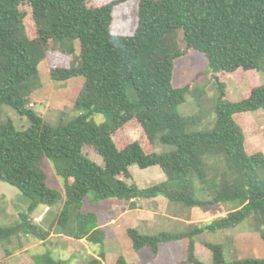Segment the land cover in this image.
Instances as JSON below:
<instances>
[{
  "label": "trees",
  "instance_id": "obj_1",
  "mask_svg": "<svg viewBox=\"0 0 264 264\" xmlns=\"http://www.w3.org/2000/svg\"><path fill=\"white\" fill-rule=\"evenodd\" d=\"M93 1L0 0V180L31 200L20 222L0 225V244L6 248L20 235L46 240L52 230L31 216L40 206L51 209L63 200L60 226L77 213L74 237L105 245L115 233L100 224L97 212H84L87 202L117 198L136 208L138 200L160 196L185 207L239 201L240 208L181 232L150 235L129 228L137 252L160 258L164 244L181 241L179 264H208L196 256L195 238L248 219L256 220L264 239V137L256 122L264 114V0H136L133 31L129 19L121 18L132 0ZM189 53L207 62L217 83L213 128L192 129L203 120L202 109L189 116L178 111L188 95L200 105L207 96L205 87L173 84L177 59ZM46 59L54 81L85 78L75 116L68 119L63 113L54 126L29 107L42 87L39 65ZM227 76L249 82L244 98L230 99ZM5 106L25 116L29 126L20 130L12 118L4 120ZM98 114L106 118L102 124L95 121ZM134 119L143 134L119 145L116 134ZM158 142L172 150L160 153ZM85 146L103 163L86 156ZM49 164L63 179L64 194L49 184ZM134 165L160 166L166 179L143 188ZM197 181L208 198H198ZM207 246L210 264H264V258L253 257L228 261L222 244ZM31 259L66 264L49 253ZM105 260L102 251L86 264ZM116 264L130 263L120 256Z\"/></svg>",
  "mask_w": 264,
  "mask_h": 264
},
{
  "label": "rangeland",
  "instance_id": "obj_2",
  "mask_svg": "<svg viewBox=\"0 0 264 264\" xmlns=\"http://www.w3.org/2000/svg\"><path fill=\"white\" fill-rule=\"evenodd\" d=\"M110 1L112 0H96L92 4L107 3ZM119 11L117 12V18H120ZM137 11V1L132 0L131 4L121 14V18L125 20L129 19L131 31L134 30L136 25ZM79 47V43L77 42V53L80 51ZM50 68L51 65L48 59L43 60L39 65L42 87L34 92L33 100L29 107L33 108L45 121L54 126L58 123L63 113L68 119H72L75 116V102L83 89L85 78L83 76H77L66 82H57L52 80ZM226 80L229 83L230 99L237 101L244 98V90L249 86V82L242 80L240 83L233 76H227ZM260 80L264 82V74H261ZM173 84L176 87L192 84L195 87L202 86L206 88L207 96L202 100L201 105L192 95H188L187 101L179 106L178 111L184 116H189L199 113L202 109L204 110L203 120L192 129L204 130L213 128L216 120V116L214 115V99L218 97L219 91L207 62L193 53L180 57L175 64ZM7 118L13 119L17 129L22 130L29 126L27 118L9 106L3 108V119L6 120ZM94 118L98 124H102L106 120L103 114H98ZM256 122L264 137V114L259 115L256 118ZM143 132L140 123L134 119L116 134L115 140L119 145H124L138 139ZM171 150V146L161 144L160 142L157 143V151L160 153ZM84 154L98 163H103L102 157L89 146H85ZM47 170L49 184L58 188L64 194L63 179L57 175L51 164L48 165ZM132 171L136 181L143 188L166 179V175L160 166L141 169L139 166L134 165ZM197 187L198 198L206 199L209 197L207 190L198 181ZM138 201L139 204L137 203L136 208L139 207L143 211L150 210L157 212L158 210H163L170 215L178 214L179 218L178 220L157 219L155 222H151L152 219L149 220L147 214L141 212L137 221H133V219H128V216L125 215L120 217L121 212H124L123 210L133 208L131 202L117 198L105 199L96 205H91L87 202L84 212H97L98 216L100 215L101 225L109 227L111 220L117 217L114 227L115 235L106 240L105 245L90 242L88 244L87 241L83 243L78 241L73 235L77 231V213L72 214L68 225L65 227L60 226L59 216L64 206V201L61 200L49 209L45 220L42 219L40 222L41 224L43 223L44 229L55 230V234L60 236L46 241L44 245L34 247L31 249V252L25 250L22 252V250L27 246H32L33 242L38 239L33 236H16L6 248L0 244V264H34L31 256L35 253H49L54 258L65 261L66 264H86L92 258L98 257L102 251H105L107 254V259L104 264H116L120 256H125L130 264H136L135 258L137 257H139L138 262L144 264L150 261L152 262L151 264H173V260L170 261L168 256L180 257L183 253V249L180 246L173 252H167V249H164L159 260L153 262L148 252H144L142 255V253H137L134 250L132 240L128 235V229L137 228L141 233L150 235L162 232H180L189 230L195 225L202 227L206 224H211L213 221L226 216L229 212L240 208L239 201L227 202L223 205L206 208L185 207L181 204L170 203L166 198H162L161 201L163 202L158 204L151 202V199ZM30 205V198L19 188L0 180L1 226H11L20 222L21 215L28 213ZM46 207L44 205L40 206L34 214L39 215L45 213ZM195 214L199 216L198 220H192L195 218L193 217L196 216ZM31 219L33 222H36L34 216H31ZM147 220L149 221L148 224ZM189 220L191 223L188 225L187 222ZM255 223V219H248L235 228H228L216 232H203L195 238L196 256L208 264L212 263V251L208 248L207 244L215 243L223 245L228 261L249 257L264 258V239L260 230L256 228ZM168 245L164 244L162 248ZM7 251H11V254H8ZM162 256H166V258L164 259Z\"/></svg>",
  "mask_w": 264,
  "mask_h": 264
},
{
  "label": "crops",
  "instance_id": "obj_3",
  "mask_svg": "<svg viewBox=\"0 0 264 264\" xmlns=\"http://www.w3.org/2000/svg\"><path fill=\"white\" fill-rule=\"evenodd\" d=\"M162 198H165V197H163V196H160V197H158V198H156V199H151L152 201L151 202H153V203H162L163 201H161L162 200ZM168 200V199H167ZM169 201V200H168ZM168 201H166V202H168ZM139 201H137V203H138ZM170 202V201H169ZM171 203V202H170ZM139 204V203H138ZM124 212H121V214H120V217L121 216H128V219H133V221H137V219H138V217L140 216V213L142 212H145L146 214H147V216L149 217V220L150 219H152L151 220V222H155L157 219H165V220H172V219H174V220H178V218H179V215L178 214H174V215H170V214H168V213H166L165 211H163V210H158L157 212H154V211H143L141 208H129V209H126V210H123ZM134 211H135V213H134ZM49 212V207H46V209H45V213H41V214H39V215H36V214H32V216H34V219H36V222H34V223H36L37 225H40V226H42L43 227V223L41 224L40 222L42 221V219H44L45 220V218H46V215H47V213ZM196 215V214H195ZM100 216V215H99ZM193 217H195L194 219H192V220H198L199 219V216H193ZM116 221H117V217H115L114 219H112L111 220V224H110V226L108 227V228H111V229H113V231H114V227H115V225H116ZM99 222H100V218H99ZM148 220H147V224H148ZM188 223V225H189V223H191L190 222V220H189V222H187ZM100 224H101V222H100ZM104 227H106V226H104ZM238 227V226H237ZM235 228V227H234ZM223 230H225V229H223ZM186 231V230H185ZM220 231V230H219ZM55 230L54 231H52L51 232V234H50V236L46 239V240H40V239H38L37 241H35V242H33V244H32V246H27V247H25V248H23V250H22V252H24V250L25 251H30L31 252V249H33L34 247H37V246H41V245H44V244H46V241H48V240H52V239H54V238H56L57 236H60V235H56L55 234ZM181 232V231H180ZM115 233V232H114ZM115 235V234H114ZM201 235V234H200ZM199 236V235H198ZM28 237H30V236H28ZM112 238V237H111ZM77 239V238H76ZM110 239V238H109ZM78 241H80V242H85V241H87V239L86 238H81V239H77ZM108 240V239H107ZM88 242V241H87ZM180 242L181 241H174V242H170V243H167V244H169L168 246H164V248H161V250L163 251L164 249H167V252H173L175 249H177V247L178 246H180L182 249H183V242L180 244ZM133 243V242H132ZM88 244H89V242H88ZM178 244V245H177ZM86 246H87V244H86ZM134 248V247H133ZM135 250V249H134ZM136 251V250H135ZM137 252V251H136ZM144 252H148V254H150L149 253V251H147V250H143V251H141V252H137V253H142V255L144 254ZM166 252V253H167ZM162 253V252H161ZM150 256H151V258L153 259V262H156V261H158L159 260V258H153V256L150 254ZM164 259L166 258V256H162ZM168 258L170 259V261H172L173 260V264H179V262L183 259V255H181L180 257H172V256H168ZM106 259H107V254H106ZM139 261V257H137V258H135V262H136V264H144V263H139L138 262ZM141 262V261H140ZM152 262L150 261L149 263H145V264H151Z\"/></svg>",
  "mask_w": 264,
  "mask_h": 264
},
{
  "label": "built area",
  "instance_id": "obj_4",
  "mask_svg": "<svg viewBox=\"0 0 264 264\" xmlns=\"http://www.w3.org/2000/svg\"><path fill=\"white\" fill-rule=\"evenodd\" d=\"M33 105V104H32Z\"/></svg>",
  "mask_w": 264,
  "mask_h": 264
}]
</instances>
